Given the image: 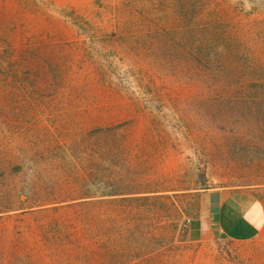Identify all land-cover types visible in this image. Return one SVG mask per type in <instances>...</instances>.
Wrapping results in <instances>:
<instances>
[{"label": "trees", "instance_id": "obj_1", "mask_svg": "<svg viewBox=\"0 0 264 264\" xmlns=\"http://www.w3.org/2000/svg\"><path fill=\"white\" fill-rule=\"evenodd\" d=\"M197 5L193 14L182 7L179 28L154 24L196 54L186 61L195 79L185 84L196 91L198 117L190 111L182 121L264 122V74L251 68L264 70V62H249L236 28L205 13L204 1ZM82 20V29L101 23ZM16 32L0 26V264H127L155 254L162 244L153 245L155 235L183 233L177 208L154 230L146 219L169 196L140 176L156 147L136 129L151 132L138 122H161V110L117 88L82 51L104 36L58 35L42 56ZM256 126L252 144L264 151V123Z\"/></svg>", "mask_w": 264, "mask_h": 264}, {"label": "rangeland", "instance_id": "obj_2", "mask_svg": "<svg viewBox=\"0 0 264 264\" xmlns=\"http://www.w3.org/2000/svg\"><path fill=\"white\" fill-rule=\"evenodd\" d=\"M199 1H204L205 13L224 16L223 21L236 28L249 62H264V0H0V26L15 27L19 39L31 43L42 56L49 55V43L58 35L104 36L86 43L82 51L103 64L117 88L147 98L143 106L162 112L157 114L161 122H138L151 132L136 129L138 137L159 148L149 152L140 176L146 186L160 190L155 193L169 196L159 207L153 205L146 219L154 230L163 215L177 208L183 233L172 238L155 235L154 246L162 239L159 251L127 264H264V226L247 240L187 238L185 220L201 213L204 190H252L264 207V151L252 144L256 125L264 122L182 121L190 111L198 117L196 91L194 87L189 91L188 77L195 79L194 70L186 63L196 54L182 39L169 42L172 35L157 32L154 24L179 28L183 19L176 18L182 7L193 14ZM81 18L101 23L82 29ZM251 68L264 74L261 65ZM158 78L162 82L155 83ZM165 99H169L166 106ZM175 111L179 121L169 119ZM165 117L171 121L163 122ZM109 215L107 209L103 223L110 222Z\"/></svg>", "mask_w": 264, "mask_h": 264}, {"label": "crops", "instance_id": "obj_3", "mask_svg": "<svg viewBox=\"0 0 264 264\" xmlns=\"http://www.w3.org/2000/svg\"><path fill=\"white\" fill-rule=\"evenodd\" d=\"M201 213L189 219L187 238L192 242L226 236L247 240L264 226V207L252 190L211 188L202 192Z\"/></svg>", "mask_w": 264, "mask_h": 264}, {"label": "built area", "instance_id": "obj_4", "mask_svg": "<svg viewBox=\"0 0 264 264\" xmlns=\"http://www.w3.org/2000/svg\"><path fill=\"white\" fill-rule=\"evenodd\" d=\"M188 222H189V218L185 220V224L184 225H187Z\"/></svg>", "mask_w": 264, "mask_h": 264}]
</instances>
